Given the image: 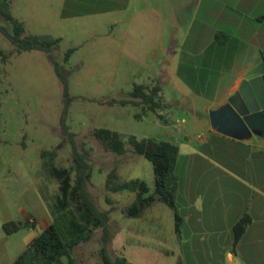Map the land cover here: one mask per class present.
<instances>
[{"label":"rangeland","instance_id":"rangeland-1","mask_svg":"<svg viewBox=\"0 0 264 264\" xmlns=\"http://www.w3.org/2000/svg\"><path fill=\"white\" fill-rule=\"evenodd\" d=\"M101 1L9 0V10L23 23L24 34L59 38L52 55L68 79L65 123L91 164L88 190L97 206L109 211L107 260L115 262L123 257L129 264H178L181 245L173 208L156 201L141 216H127L123 208L135 199L136 193L108 191L105 180L114 170L117 181L141 179L149 187L148 194L152 193V163L133 152L127 137L171 141L183 152L185 127L192 117L203 120L207 113L202 102L192 104V95L179 92L185 90V85L178 79L164 82L165 90L175 101L170 110H162V115L144 105L110 102L130 98L134 84L143 83L150 74L201 73L205 69L202 65L197 66L199 72L182 71L185 69L180 58L175 56L170 63L166 55L186 47L180 42L184 32L189 38L196 34L201 43H207L213 27L194 18L189 22L191 16L195 17L192 8L184 18L188 19L186 31L185 23L178 21L182 13L168 14L162 9L155 12L156 27L151 32L135 28L132 23L125 32L118 25L105 23L106 18L114 19L116 14L100 10ZM133 15L129 16L131 20ZM0 25L10 28L1 15ZM70 48L73 51L64 62L63 55ZM64 98L62 84L47 54L34 49L17 51L0 32V264L16 259L52 220L38 190L50 198L57 192V182L43 165L49 156L42 157L41 152L53 150V164L71 167V144L61 133L60 125ZM96 128L118 131L125 142V153L105 148L93 136ZM191 144L196 146V140ZM218 146L225 148L227 144L218 141ZM199 149L205 151L207 146ZM179 170L180 164L176 171ZM31 217L34 221L30 223ZM9 221L19 224V228L8 232L4 223ZM102 234V228L94 229L88 241L70 251L76 264H108L102 250ZM192 258L209 259L199 255ZM67 259L63 256L61 263L67 264ZM212 260L222 264L224 255H214Z\"/></svg>","mask_w":264,"mask_h":264},{"label":"crops","instance_id":"crops-1","mask_svg":"<svg viewBox=\"0 0 264 264\" xmlns=\"http://www.w3.org/2000/svg\"><path fill=\"white\" fill-rule=\"evenodd\" d=\"M99 8L116 14L105 23L118 25L125 32L129 23L151 32L156 27L155 12L162 9L168 14L182 13L178 21L185 23L186 31L188 19L184 18L192 8L195 17L191 16L189 22L194 18L213 27L207 43H201L196 34L189 38L184 32L180 42L186 47L166 55L170 63L178 56L184 65L182 71L199 72L197 66L202 65L205 69L201 73L150 74L140 84L159 87L160 106L155 110L160 115L175 101L164 82L174 83L176 79L185 85V90L178 88L179 92L192 95V104L202 102L207 113L203 120L192 117L185 127L183 152L178 145L173 210L180 216L176 231L180 263L220 264L212 256L222 253V264H264V137L255 133L229 136L212 127L209 120V112L227 102L245 73L264 61V0H102ZM192 140H196V146ZM218 141L227 147L220 148ZM201 146L207 149L202 151ZM244 215L250 221L234 245L233 226ZM194 255L209 259L198 261L192 258Z\"/></svg>","mask_w":264,"mask_h":264},{"label":"trees","instance_id":"trees-1","mask_svg":"<svg viewBox=\"0 0 264 264\" xmlns=\"http://www.w3.org/2000/svg\"><path fill=\"white\" fill-rule=\"evenodd\" d=\"M0 15L10 24V28L0 25V32L16 46L17 51L41 50L45 52L52 62L53 70L62 84L64 106L60 117L61 133L64 134L71 144V167H59L53 164L55 152L42 151L41 156H49L44 162V168L57 182V192L50 198L42 189L39 194L46 204L51 215V222L41 232L33 237L27 247L10 264H62L61 258L66 256L67 264H76L70 256V251L79 243L88 241L94 229L102 228L103 254L106 258L105 244L109 240L108 210H101L93 200L88 185L92 173V167L88 161L86 152H81L74 140V133L68 130L65 123L68 110V79L61 71V65L52 55L54 46L59 38L49 35L24 34L23 23L13 17L9 10V0H0ZM73 49L65 51L63 61L69 59ZM158 86L151 88L134 84L128 99L111 100L110 103L144 105L150 110L159 108ZM93 136L98 139L105 148L117 154L126 151L125 142L121 134L108 128H96ZM127 143L133 152L142 155L152 163L154 174V189L148 194L149 187L138 178L127 181H117V175L111 170L105 180V188L111 192L129 190L136 193L135 199L123 208L127 216L139 217L145 209L156 201H161L174 209V200L177 189V175L174 168L178 156V145L171 141L155 140L152 138L138 139L133 135L127 137ZM74 171V177L71 174ZM110 202L109 198H106ZM175 230L178 231L180 216L174 212ZM249 216H242L233 226L235 245L241 237ZM11 224V228L6 226ZM8 232L19 228V224L12 221L5 222ZM106 261L108 264H129L125 258L119 257L115 262ZM178 264H181L180 262Z\"/></svg>","mask_w":264,"mask_h":264},{"label":"water","instance_id":"water-1","mask_svg":"<svg viewBox=\"0 0 264 264\" xmlns=\"http://www.w3.org/2000/svg\"><path fill=\"white\" fill-rule=\"evenodd\" d=\"M211 126L229 136L264 137V61L249 69L227 102L209 112Z\"/></svg>","mask_w":264,"mask_h":264},{"label":"built area","instance_id":"built-area-1","mask_svg":"<svg viewBox=\"0 0 264 264\" xmlns=\"http://www.w3.org/2000/svg\"><path fill=\"white\" fill-rule=\"evenodd\" d=\"M34 221V219L31 217V218H29V222L31 223V222H33Z\"/></svg>","mask_w":264,"mask_h":264}]
</instances>
